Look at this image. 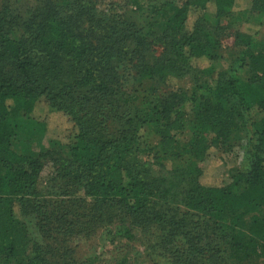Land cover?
<instances>
[{
    "label": "trees",
    "instance_id": "1",
    "mask_svg": "<svg viewBox=\"0 0 264 264\" xmlns=\"http://www.w3.org/2000/svg\"><path fill=\"white\" fill-rule=\"evenodd\" d=\"M241 2H165L141 26L97 0L49 3L26 19L0 2V264H75L68 238L117 227L127 239L136 229L156 237L168 264H264V47L255 50L256 32L240 27L252 11L264 20V0L244 9ZM227 12L243 46L230 74L215 72L220 39L207 29L208 14ZM202 60L208 65L199 66ZM130 76L142 94H130ZM186 77L191 91L178 86L162 96L144 88ZM196 102L194 129L181 142L184 107ZM39 107L72 122L69 157L12 148L10 118ZM239 118L248 127L239 171L223 184L206 182L201 162L227 145ZM144 156L166 173H154ZM47 158L59 195L41 184ZM29 215L46 245L33 239Z\"/></svg>",
    "mask_w": 264,
    "mask_h": 264
},
{
    "label": "rangeland",
    "instance_id": "2",
    "mask_svg": "<svg viewBox=\"0 0 264 264\" xmlns=\"http://www.w3.org/2000/svg\"><path fill=\"white\" fill-rule=\"evenodd\" d=\"M142 4L141 8L133 3V0H97L100 9L112 11L113 13L123 14L125 19L134 22L137 26L145 25V20L151 14L153 6H160L162 3L169 2L182 4L187 0H139ZM4 5L10 7L14 15H19L22 19L28 18L40 6L46 4H61L65 0H0ZM251 0H242L240 7L242 9L250 6ZM213 9V4L210 3ZM198 13L192 12L188 27L191 28ZM246 23L240 25L243 30L256 32L257 46L255 50L264 47V23H262L263 15L259 11H252L247 17ZM236 24L232 15L225 13L220 19L210 13L207 17V29L219 36L220 45L213 51L215 72H226L230 74L235 66L237 59L243 51V46L235 41L234 33ZM208 61H198V65L204 67L208 65ZM243 77L246 79L250 75V70L246 66L243 69ZM203 79V80H202ZM201 81L212 83L213 77H203ZM131 95H136L139 91L142 94L144 89L138 87V83H134L131 76L128 78ZM185 86L188 90H192L194 81L190 77L183 79L172 78L168 84H151L147 83L144 88L150 92L152 87L156 88L158 94L166 96L174 88ZM133 90H137L136 92ZM129 97V95H128ZM212 100L210 96L203 97ZM199 102L188 103L184 109L186 111L185 127L183 131L176 133V137L185 142L189 134L194 129L192 118L194 112L198 108ZM10 122L16 128V135L12 141V148L21 154L29 156H39L40 153L57 150L60 154L69 157V149L65 145L71 137L73 124L62 113H46L43 108L39 107L33 114L22 113L16 118H10ZM239 128L233 132L227 145L221 149L212 148L209 155L201 162L204 168L202 179L206 182L223 184L230 180V177L237 174L244 155V145L247 140L248 127L244 125L241 118L238 119ZM120 127L118 122H112L111 129L116 131ZM213 133H208L211 137ZM221 160L223 165H217L215 161ZM142 161L154 173L165 174L166 171L157 164L151 157L144 156ZM56 166L53 161L47 158L42 173L41 184L46 193L59 195L62 184L55 183L52 178L55 175ZM90 202V199L88 200ZM33 239L40 244H47V241L40 234L37 226L36 218L29 215L24 218ZM135 237L127 239L122 236L119 227L112 230L98 229L97 231L87 234H80L68 238V244L73 249L75 264H118L124 258L127 264H168L169 257L166 251L159 248L155 244V238L151 234L142 232L138 229L134 230ZM248 264H262L261 260H253Z\"/></svg>",
    "mask_w": 264,
    "mask_h": 264
}]
</instances>
